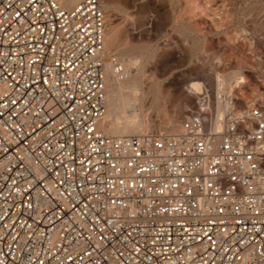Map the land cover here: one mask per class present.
<instances>
[{"label":"built area","instance_id":"2783aa9c","mask_svg":"<svg viewBox=\"0 0 264 264\" xmlns=\"http://www.w3.org/2000/svg\"><path fill=\"white\" fill-rule=\"evenodd\" d=\"M105 26L103 0H0V264H264V89L108 133Z\"/></svg>","mask_w":264,"mask_h":264},{"label":"rangeland","instance_id":"374dc122","mask_svg":"<svg viewBox=\"0 0 264 264\" xmlns=\"http://www.w3.org/2000/svg\"><path fill=\"white\" fill-rule=\"evenodd\" d=\"M103 9L104 48L123 67L116 82L139 83L124 95L139 99L142 132L176 125L203 82L241 100L264 89V0H103ZM120 113L121 127L134 119Z\"/></svg>","mask_w":264,"mask_h":264},{"label":"bare ground","instance_id":"6f19581e","mask_svg":"<svg viewBox=\"0 0 264 264\" xmlns=\"http://www.w3.org/2000/svg\"><path fill=\"white\" fill-rule=\"evenodd\" d=\"M68 1L70 3H73L76 0H68ZM104 42H105V37H104ZM118 75L119 73L116 74L113 67L108 68L107 77H106L107 86H106V94H105L106 111L104 115L102 116L100 126L102 127V122L105 117H113L115 119V122L113 123L111 122V124L109 122L110 132H112L113 134H131V133L142 132L141 131L142 126H140V122L137 119L138 117H136L135 115L136 118H134V114H136L137 111L139 110V106H140L139 99L138 97L124 95L125 90H129L133 88L137 89L139 86V83L133 77L130 78L128 82H124L123 84L117 83L119 82L116 80ZM122 110L125 112V115L127 113L133 116L134 118V119H130L129 121V118H132V117L131 116L129 118L126 117V119H128L129 122H127L125 126L123 127H121V125H119L117 122L118 121L117 119L120 117V114H121L120 111ZM106 126H107V121H106Z\"/></svg>","mask_w":264,"mask_h":264}]
</instances>
